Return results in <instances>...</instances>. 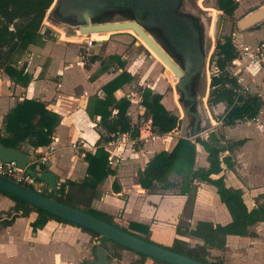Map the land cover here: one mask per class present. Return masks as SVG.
Returning <instances> with one entry per match:
<instances>
[{
	"label": "crops",
	"instance_id": "1",
	"mask_svg": "<svg viewBox=\"0 0 264 264\" xmlns=\"http://www.w3.org/2000/svg\"><path fill=\"white\" fill-rule=\"evenodd\" d=\"M241 1L234 11V17L238 15L243 17L261 8L257 6L259 1L257 0L250 3L248 6L251 9L245 12L239 7ZM52 27L59 33L58 38L43 35L42 43L30 45L27 51L13 55L10 60L12 67L16 69L24 67V71L30 74L31 78L27 85L16 83L3 67H0V133L4 134V116L25 98L39 100L47 109L58 114L59 121L49 145L33 148L24 141L16 148L32 157L48 155L47 171L55 174L60 185L67 180L78 183L86 176L87 162L84 155L86 152L93 153L96 150L97 140L105 133L98 126L99 116L91 115L89 112L93 107V97L95 95L103 97L102 86L123 70L114 65L109 70L99 73L100 61L93 62L90 57L99 54L102 59H106L111 54H118L124 60L125 46L117 44L115 47L108 44L104 47L108 34L112 32L109 30L108 34L105 33L107 38L102 40L101 44H94L99 47L97 51H93L91 49L94 45H79L75 41H81L82 38L65 35L57 26ZM263 32L264 20L252 25L247 31L234 33L232 38L236 42L254 44L264 40V36L257 35ZM248 35L250 39L239 40ZM139 41L141 42L140 38ZM83 46H87V50H84ZM234 70L235 72L238 70L235 76L239 85H247L249 93L259 94L263 99V105L255 119L239 121L233 126H228L237 135L234 137L230 132L233 141L244 139V142L229 149L220 139L218 145L225 149L219 154L221 171L211 175V178L223 176L227 187L240 189L245 204L251 209L264 205V71L252 75L244 64ZM129 72L132 74V71ZM131 84V82L124 84L114 92V96L116 99L122 96L130 99L131 105L127 114L131 122L138 127L144 118L145 109L140 104V95L134 96ZM257 84L261 85L260 88H257ZM134 99L136 103H133ZM224 105V103L215 105L217 109L223 106L218 115L224 111ZM178 132L180 131H173L155 139L161 141L164 136L178 134L176 138L172 137L171 142L148 141L144 144L128 145L121 164L111 168L114 172L97 184V194L91 200V208L112 215L113 221L119 225L127 226L130 222L147 225L150 239L167 246L171 245L175 237L189 242L193 240V243L197 241L177 235V226L193 228L200 220L214 224L228 223L231 219L230 214L220 201L216 186L211 183L195 179L189 186L190 190H187L186 183L182 191L176 188L177 185L167 190H147L138 183V172L144 169L155 152L171 150L181 136ZM75 141L81 143L77 149L72 148ZM101 143L105 150L111 148V146L106 148L108 147L106 142ZM131 146H134L133 149H130ZM195 147L197 153L195 166L207 168L209 163L206 152L198 143ZM224 157L229 158L230 166L223 161ZM31 167L27 166L29 171L39 173L36 168ZM172 181L175 180L172 178ZM0 196L11 200L2 194ZM35 217L36 213L31 212L28 216L15 218L7 226L0 225V264H85L93 258L95 246L93 239L96 238L89 232L55 219L48 220L42 228L33 232L29 223ZM250 229L254 236H227L225 259L230 257L231 252L243 251V246L262 243L264 220L254 224ZM108 245L112 248V257L117 260L120 256H114L115 250L119 255L121 250L131 252L126 249H114L112 244ZM256 249L258 248L248 247L249 253L253 256L252 264H260L257 262L264 264V250L255 251Z\"/></svg>",
	"mask_w": 264,
	"mask_h": 264
},
{
	"label": "trees",
	"instance_id": "2",
	"mask_svg": "<svg viewBox=\"0 0 264 264\" xmlns=\"http://www.w3.org/2000/svg\"><path fill=\"white\" fill-rule=\"evenodd\" d=\"M52 1L0 0V67H3L16 83L27 85L31 76L24 71V67L19 69L12 67L10 60L13 55L27 51L30 45L43 42L44 34L41 32V25ZM238 3L235 0H215L216 8L229 17L234 15ZM81 35L85 36V34ZM212 56L218 71L210 76L209 102L213 105L225 104L224 111L216 116L217 120L227 126H233L239 121L255 119L262 108L263 99L257 93L242 94L237 78L228 71V66L236 57L231 35L217 40ZM90 60L100 61L99 73L109 70L114 65L123 69L102 86L103 97L97 95L93 97V107L89 111L91 115L99 116L98 126L105 133L101 134L97 140L96 150L93 153L86 152L84 155L87 162L86 176L78 183L70 180L62 182L58 189L45 193L60 202L90 213L147 241L154 242L149 237L147 225L135 222H130L127 226L119 225L113 221L112 215L91 208V200L97 194V184L114 172L107 164L108 152L99 144L110 140L111 135L117 132H131L134 137L137 135V125L131 122L127 114L131 105L130 99L126 96L116 99L114 96L117 89L133 79V75L124 69L125 61L118 54H111L106 59H102L99 55H92ZM162 98V93L144 88L140 99V104L145 109L144 114L150 117L151 126L159 136L176 130L181 123L179 116L164 105ZM58 121V114L47 109L43 102L25 98L4 116V134L0 133V144L16 148L18 144L26 141L33 148L47 146L52 141L53 131ZM220 139L213 132L208 133L207 137L197 135L188 138L181 135L171 150L163 149L155 152L147 161L144 169L138 172V183L147 190L171 189L175 186L171 178L173 175H178L182 179L187 178V190L195 179L216 186L220 201L226 206L231 217L228 223L214 224L200 220L193 228L177 226V235L190 237L197 241L191 244L180 237H175L169 246L157 243L208 264H226L224 253L227 236H254L250 228L264 220V205L249 209L240 189L227 187L223 176L211 178V175L221 171L219 154L225 149L218 145ZM243 142L244 139L238 140L234 145H241ZM196 143L200 144L206 152L209 163L207 168L195 166ZM231 146L229 145L228 148L230 149ZM223 161L227 166L231 165L228 157H224ZM31 166L34 169L35 166ZM39 169L46 171V164L40 165ZM0 194L11 199L14 202V211H17L11 218L0 222L4 226L11 224L18 216H28L33 212L36 213V217L29 223L33 232L42 228L48 220L55 219L76 225L93 237L100 238L98 233L34 206L17 196L2 190ZM113 248L126 249L138 255L139 259L130 264H144L147 258L152 259L118 244H114ZM213 250L216 251L215 254L212 253ZM113 254L115 257L120 256L117 250ZM152 260L159 264H167Z\"/></svg>",
	"mask_w": 264,
	"mask_h": 264
},
{
	"label": "flooded vegetation",
	"instance_id": "3",
	"mask_svg": "<svg viewBox=\"0 0 264 264\" xmlns=\"http://www.w3.org/2000/svg\"><path fill=\"white\" fill-rule=\"evenodd\" d=\"M46 14L49 23L74 35L87 30L103 33L127 30L128 23L138 26L182 73L180 77L173 74L182 109L190 105L188 91L194 98L192 108L199 112L200 125L205 121L198 106L200 89L206 84L205 23L201 13L188 0H53ZM185 114L190 124L191 117Z\"/></svg>",
	"mask_w": 264,
	"mask_h": 264
},
{
	"label": "rangeland",
	"instance_id": "4",
	"mask_svg": "<svg viewBox=\"0 0 264 264\" xmlns=\"http://www.w3.org/2000/svg\"><path fill=\"white\" fill-rule=\"evenodd\" d=\"M191 5L197 9L201 13V15L204 18L205 23V37H206V48H207V58L205 63V71L204 75L206 77L205 86L204 89H200V98L198 102L199 110L201 113L202 118L206 117L207 121H204L201 125L202 129H206L203 132V136L205 137L208 135L210 131H213L214 134L221 138V140L226 143L224 145H234L236 141H233V136H237L235 132H233L231 127H228L222 122H219L216 119V115L220 113L222 108H216L215 105L211 104L209 102L208 92H209V79L210 76L214 73H216V67L214 63L213 53L215 52V45L219 38L226 36V35H233L234 33L240 32L241 30L238 28L237 21L242 18V15H238V17H229L224 15L221 11H219L215 6V0H188ZM257 0H242L240 2L239 7L242 8L245 12L247 10H250L251 8L248 6L250 3H255ZM197 3L196 6L194 4ZM215 9V11H213ZM45 15H47L45 13ZM45 18V19H44ZM42 23L43 26H41V31L44 35L52 38H58L59 33L55 28L50 27L49 25L53 26L47 18L44 16ZM48 25V26H47ZM43 27V28H42ZM51 29H54L58 34L53 35L51 33H54ZM62 30V29H60ZM108 30V29H107ZM247 31V30H245ZM110 31H107V34ZM63 33L66 35H74L72 33ZM107 34L103 32H97L93 31L90 33L88 37H85L83 35H74L78 36L76 38H82L81 41H75L79 45L85 44L84 39L91 38L95 39V41H102L107 38ZM245 35V34H244ZM260 36H264V32L261 34H257ZM104 36V37H103ZM67 37V36H66ZM250 36L247 37H241L239 40H247L250 39ZM71 38V37H67ZM75 38V37H72ZM68 40V39H64ZM136 36L132 30H121L117 32H111L108 34V38L106 39V42L104 43V47H107L108 44H111L116 47V45L122 44L124 47V69L127 71H132L133 79L130 81L132 84V91L134 92V96L136 97L140 95L141 99V92L144 88H150L154 92L162 93L163 98L162 102L164 105L171 110L173 113L179 116L181 119L180 126L174 130V131H180L178 133H181V135L186 136L185 134L190 132L189 128V118L186 116L185 112L182 109V105L179 102V97L177 94V90L175 87V77L172 76L173 73L171 70L163 64V62L157 57V55L152 52L147 45ZM98 45L92 46L93 51H97ZM84 50H87V46H83ZM99 55V54H98ZM100 56V55H99ZM101 57V56H100ZM231 70V69H230ZM241 80V79H239ZM128 82V83H130ZM242 84V83H241ZM257 88H260V84L256 85ZM131 88V87H130ZM127 97V96H126ZM133 103L135 102V99L133 100ZM225 106V105H224ZM218 111V112H216ZM252 120V119H251ZM245 121V120H244ZM254 122V121H253ZM209 123L211 126H209ZM213 129V130H212ZM173 132V131H172ZM230 132H232L233 136H230ZM178 135V134H177ZM177 135H168L162 137L161 141H153L151 143H161V142H171L173 138H176ZM173 137V138H172ZM230 143V144H227ZM231 146V147H232ZM134 146H131L130 149H133ZM196 159H197V153H196ZM180 176L173 175L172 178L176 181L175 185H177V189L179 191L184 190L187 178L185 177L181 181L178 178ZM174 181V182H175ZM190 186V185H189ZM197 186V185H196ZM191 188L188 187V190ZM46 191V190H45ZM17 212V211H16ZM14 211V202L11 200H7L4 197L0 196V220L9 219L14 214H16ZM19 214V213H18ZM19 217V216H18ZM17 218V217H16ZM0 221V222H1ZM0 225H2L0 223ZM4 226V225H3ZM95 241V244L98 242V239H93ZM191 244L194 242L193 240H190ZM248 247H256L255 251L258 250H264V237L262 243H258L257 245L250 244L249 246H243V251L240 252H231L229 254L230 257L227 259L224 258V262L226 264H252L253 256L249 253ZM112 248L109 247V264H130L133 261H136L139 259L138 255L132 252H128L125 250L120 251V258L119 260L114 259L111 255ZM212 253H216L214 250ZM250 257V258H249ZM264 258V257H263ZM262 263V262H257ZM264 263V261H263ZM144 264H159L156 262H153L151 259L147 258L144 261Z\"/></svg>",
	"mask_w": 264,
	"mask_h": 264
},
{
	"label": "water",
	"instance_id": "5",
	"mask_svg": "<svg viewBox=\"0 0 264 264\" xmlns=\"http://www.w3.org/2000/svg\"><path fill=\"white\" fill-rule=\"evenodd\" d=\"M262 20H264V7L256 9L243 16L237 21V25L241 31H245L252 25ZM125 27L131 28L135 34L142 39L147 47L157 55L163 64L171 70L175 77H180L182 75V73L175 68L172 60L165 53V51L159 47L147 33L142 31L133 23H128ZM119 28L122 27H116V29ZM91 32H93V30H87L83 33L85 35H90ZM54 34L57 35L58 33L55 32ZM95 43L101 44V41H95ZM187 101L190 105H187V108L183 107V111L191 117V122L189 124L191 127L190 132L185 135L188 138L203 135V132L206 129L201 128V118L199 112L196 108H192L191 105L194 102V98L188 94V91ZM32 158L33 157L31 155L26 154L17 148L7 147L0 144V159L4 162L15 161L18 167L23 169L31 162ZM29 172H31V174L38 180L45 183V188L48 190L47 192L59 188L56 176L51 171L46 170L37 173L36 171L31 170ZM0 190L17 196L34 206L51 212L74 224L83 226L98 233L100 238H98V242L93 247V258L86 261L85 264H109L110 257L108 244H118L167 264H208L187 255L175 252L165 246L147 241L90 213L49 197L46 195L47 192H36L30 187L17 183L2 175H0Z\"/></svg>",
	"mask_w": 264,
	"mask_h": 264
},
{
	"label": "built area",
	"instance_id": "6",
	"mask_svg": "<svg viewBox=\"0 0 264 264\" xmlns=\"http://www.w3.org/2000/svg\"><path fill=\"white\" fill-rule=\"evenodd\" d=\"M235 1L239 2L240 0ZM257 6L263 7L264 0H259ZM41 26H43V23ZM88 36L89 35H85V37ZM84 42L87 46H92L95 44V39H92L91 37L88 39H84ZM233 44L236 51V57L228 66V71L232 76L236 77L235 74L238 72V70L235 72L234 69L237 67H241V65L243 64L248 72L252 75H255L258 71H264V40L257 41L254 44L246 42H236L233 40ZM216 71H218L217 67ZM239 90L242 94L249 93V88L247 85L240 86ZM157 137H159V135L153 130L150 117L144 114V118L142 119L140 125L137 127L136 136L133 137L131 132H117L116 134L111 135L110 140L106 141V144L108 145V147L106 148H110L111 146L110 149L106 150L108 152V166L110 168H115L121 164L124 152L128 145L137 143L144 144L148 141H154ZM80 145L81 143L75 141L72 143V148L77 149ZM47 160L48 155L46 154L33 156L31 162L28 165H34V168H36V170L40 172L39 166L46 164ZM27 166L22 169L18 167L15 161L4 162L0 159V175L8 177L17 183L30 187L36 192H47L48 190L45 188V183L34 177L31 172L28 171Z\"/></svg>",
	"mask_w": 264,
	"mask_h": 264
},
{
	"label": "bare ground",
	"instance_id": "7",
	"mask_svg": "<svg viewBox=\"0 0 264 264\" xmlns=\"http://www.w3.org/2000/svg\"><path fill=\"white\" fill-rule=\"evenodd\" d=\"M127 30H132L131 28H127ZM133 31V30H132ZM133 33L135 34V32L133 31ZM136 35V34H135ZM137 36V35H136ZM140 38V37H139ZM141 39V38H140ZM173 76V75H172ZM176 84V83H175Z\"/></svg>",
	"mask_w": 264,
	"mask_h": 264
}]
</instances>
